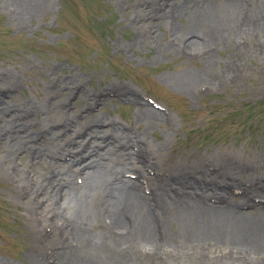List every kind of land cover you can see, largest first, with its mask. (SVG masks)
<instances>
[{"label": "bare ground", "instance_id": "bare-ground-1", "mask_svg": "<svg viewBox=\"0 0 264 264\" xmlns=\"http://www.w3.org/2000/svg\"><path fill=\"white\" fill-rule=\"evenodd\" d=\"M12 1L20 21L34 17L35 0ZM134 8L135 42L153 44L156 31L169 25L173 40L160 52L207 56L201 72L186 71L176 81L189 93L203 78L214 84L211 53L234 48L241 61L264 49V0H142ZM180 18L185 26H170ZM240 67L229 61L216 79L235 83ZM11 79L0 76V162L12 191L32 211L38 236H54L55 256L66 264H138L142 246L152 251L148 264H264V179L254 159L223 154L161 171L144 138L163 116L135 92L89 91L71 75L52 78L37 104L8 106L16 89ZM112 93L135 106L142 129L102 122L91 110ZM71 98H80L79 109L70 107ZM37 262L47 258L39 254Z\"/></svg>", "mask_w": 264, "mask_h": 264}, {"label": "rangeland", "instance_id": "rangeland-1", "mask_svg": "<svg viewBox=\"0 0 264 264\" xmlns=\"http://www.w3.org/2000/svg\"><path fill=\"white\" fill-rule=\"evenodd\" d=\"M141 1L39 0L37 5L35 0L34 17L20 21L13 1L0 0V76H11L16 87L8 106L39 103L44 96L41 89L52 78L74 75L89 91L123 87L163 116L144 138L157 151L161 171L230 154L245 162L254 159L256 174L264 179V49L241 61V52L234 48L211 53L214 84L203 78L191 84L194 92L189 93L176 86V81L186 71L201 72L207 56L179 54L175 49L160 52V47L173 40L169 25L156 31L153 44L135 42L133 12ZM185 25V18L170 23L178 29ZM236 60L241 63L239 80H217L216 73ZM229 76L236 78L237 73L231 68ZM107 98L91 108L102 122L114 121L133 132L143 128L136 122L133 104L115 99L114 93ZM70 103L74 110L81 107L80 98H71ZM1 164L5 162H0V264H39V254L47 258V264H66L54 255V236H38L32 211L22 205L20 193L12 191ZM34 172L42 171L36 167ZM74 182L80 184L81 179ZM68 204L74 205L66 196ZM165 230L169 233V228ZM143 248L138 247V264H148L147 255H153Z\"/></svg>", "mask_w": 264, "mask_h": 264}]
</instances>
